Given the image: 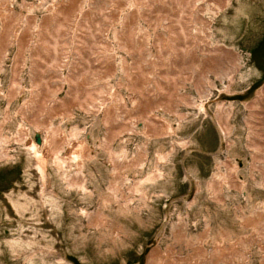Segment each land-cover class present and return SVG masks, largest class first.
Instances as JSON below:
<instances>
[{
  "label": "rangeland",
  "instance_id": "rangeland-1",
  "mask_svg": "<svg viewBox=\"0 0 264 264\" xmlns=\"http://www.w3.org/2000/svg\"><path fill=\"white\" fill-rule=\"evenodd\" d=\"M215 1L0 0V264H264V146L245 124L264 0ZM186 34L233 53L234 77L199 71ZM38 121L63 138L62 169ZM37 129L44 145L16 140Z\"/></svg>",
  "mask_w": 264,
  "mask_h": 264
},
{
  "label": "bare ground",
  "instance_id": "bare-ground-1",
  "mask_svg": "<svg viewBox=\"0 0 264 264\" xmlns=\"http://www.w3.org/2000/svg\"><path fill=\"white\" fill-rule=\"evenodd\" d=\"M206 1V0H205ZM209 1V0H208ZM214 1V0H213ZM218 1V2H217ZM217 2V3H216ZM225 3V0H216L215 1V4H218L220 7H222L223 6V4ZM227 3V2H226ZM63 10V9H62ZM65 10V9H64ZM63 10V11H64ZM60 11V10H59ZM103 11V10H102ZM68 12V11H67ZM197 12V11H196ZM60 13V12H59ZM71 13H74V12H71ZM199 15H202L201 14V12L199 11ZM70 14V13H69ZM76 14H78V13H76ZM100 14H102L103 15V13H101L100 12ZM71 15H73V14H71ZM71 15H69V16H71ZM82 15V14H81ZM80 15V16H81ZM83 15H85V13L83 14ZM101 15V16H102ZM100 16V15H99ZM104 16V15H103ZM102 16V17H103ZM109 16V15H108ZM195 16H198L197 14H195ZM62 17H64V13H63V15H62ZM88 17V16H87ZM106 17V16H105ZM203 17V16H202ZM67 18H69V17H66V19ZM100 18V17H99ZM63 19H65V18H63ZM65 19V20H66ZM106 19H107V21H108V18L106 17ZM200 19V18H199ZM56 20H57V18H56ZM61 20V19H60ZM64 20V21H65ZM101 20H102V18H101ZM197 20H198V17H197ZM58 21V20H57ZM200 21L202 22V23H206V25H207V21L206 20H204L203 18L202 19H200ZM61 22H62V20H61ZM126 22V21H125ZM124 22V23H125ZM111 25V24H110ZM209 25V24H208ZM103 26V25H102ZM203 26L205 27V25L203 24ZM100 27V26H99ZM108 27V26H107ZM207 27V26H206ZM205 27V28H206ZM97 28H98V26H97ZM101 28V27H100ZM103 28V27H102ZM181 29H183V27L181 28ZM180 29V31H182ZM100 30V29H99ZM134 31V30H133ZM191 31V30H190ZM207 31V30H206ZM184 32L185 31H182V33L184 34ZM100 33V32H99ZM135 33H137V32H135ZM180 34V33H179ZM182 35V34H181ZM185 35V34H184ZM187 36L189 35V38L188 39H192L191 40V45H192V48H193V50H194V52L195 53H197V50L199 51V53H200V55H201V57H199L198 59H200V64H201V66H202V68H203V70H200L199 69V71H202L204 74H206V72L205 71H207V73H218L219 74V72H221L222 73V78H225L226 80H231L232 78H231V76H233L234 77V75L232 74L231 75V73H233L234 71H236V68L238 67L237 66V63L236 62H234L233 60H236L235 59V56H234V54L233 53H231L230 51H228V50H224V49H220V48H215V49H212L211 47H209L207 44H206V41H205V39H203L202 37L200 38L199 36H198V34H197V36H195V34H194V36L193 35H191L190 36V34H186ZM132 36H133V34H132ZM141 36V35H140ZM139 35H138V37H140ZM180 35H178V37H179ZM183 36V35H182ZM123 37V36H122ZM121 37V38H122ZM126 37V36H125ZM161 37V34L160 35H157L156 36V39H158V38H160ZM200 38V39H198V38ZM204 37V36H203ZM206 37V36H205ZM162 38V37H161ZM160 38V39H161ZM185 39V38H184ZM187 39V40H188ZM207 39V38H206ZM174 41V40H173ZM160 42V41H159ZM182 42V41H181ZM196 42V43H195ZM107 43V42H106ZM186 43V42H185ZM190 43V42H189ZM145 44H147L146 42H145ZM155 44V43H154ZM158 44H160V43H158ZM175 45H176V43H175ZM186 45H188V44H186ZM144 46H146V45H144ZM178 46V45H177ZM190 46V45H189ZM160 47H162V46H160ZM188 47V46H187ZM181 48V47H180ZM211 48V49H210ZM111 49V48H110ZM163 49V48H162ZM191 49V48H190ZM184 50H186L185 48L183 49V51ZM187 50H189V48L187 49ZM143 51V50H142ZM185 52V51H184ZM188 52V51H187ZM131 53V52H130ZM137 53V52H136ZM227 53H231L232 55H227ZM143 54V53H142ZM161 54V53H160ZM173 54V53H172ZM184 53H182V55H183ZM181 55V56H182ZM159 56V55H158ZM184 56H185V54H184ZM184 56L182 57V58H184ZM189 60H195V58H196V55L194 54V53H192V52H190L189 53ZM186 57H187V55H186ZM225 57H227L226 59H227V62H230V66L228 67V64H225V62L224 61H222V60H226L225 59ZM158 58V57H157ZM92 59V58H91ZM143 59V58H142ZM179 59V58H178ZM95 60V59H94ZM97 60V59H96ZM172 60V59H171ZM174 60V59H173ZM184 60V59H183ZM97 61H99V60H97ZM107 61H108V58H107ZM159 61V60H158ZM186 62V61H185ZM239 62V61H238ZM108 63V62H107ZM172 63V62H171ZM199 64V65H200ZM184 66V65H183ZM190 66V65H189ZM201 66H199V67H201ZM243 66V65H242ZM198 67V68H199ZM173 68H175V67H173ZM185 68V67H184ZM194 68V67H193ZM226 69H228V71H224V70H226ZM106 70V69H105ZM111 70V69H110ZM205 70V71H204ZM239 70V69H238ZM189 70H187V72H188ZM192 71V70H191ZM177 72V71H176ZM186 72V73H187ZM173 73V72H172ZM182 73H183V71H182ZM235 73V72H234ZM188 74V73H187ZM191 74V73H190ZM173 75V74H172ZM179 75V74H178ZM192 75H194V74H192ZM202 76H205V75H203V74H201ZM207 75V74H206ZM180 76V75H179ZM184 76V75H183ZM182 76V74H181V77H183ZM190 76V75H189ZM197 76V75H196ZM165 77V76H164ZM167 77H169L168 75H167ZM167 77L166 78H163V79H167ZM175 77V76H174ZM185 77V76H184ZM186 77H187V75H186ZM82 78V77H81ZM177 78V77H176ZM203 78V77H202ZM205 78H206V76L204 77V80H205ZM173 79H175V78H173ZM189 80V78H186V80ZM191 79V78H190ZM195 79V78H194ZM201 79V78H200ZM208 79V78H207ZM75 80V79H74ZM176 80V79H175ZM186 80H184L185 82H186ZM187 80V81H188ZM192 80V79H191ZM76 81V80H75ZM178 81V80H177ZM176 81V82H177ZM180 81V80H179ZM201 81H202V79H201ZM210 81V80H209ZM78 82V81H77ZM131 82V81H130ZM206 82V81H205ZM229 82V81H228ZM36 83H38V82H36ZM35 83V84H36ZM63 83V82H62ZM182 83V82H181ZM207 83V82H206ZM233 83V82H232ZM77 84V83H76ZM131 84V83H130ZM129 84V85H130ZM178 84V83H177ZM75 85V84H74ZM173 85H174V88H175V86H177V85H175L174 83H173ZM180 85V87L181 88H183L182 86H181V84H179ZM63 86V85H62ZM77 86H78V84H77ZM205 86V85H204ZM162 87V86H161ZM166 87V86H165ZM178 87V86H177ZM229 87V86H228ZM46 88H49V87H47L46 86ZM73 88H74V86H73ZM131 88V87H130ZM139 88V87H138ZM156 88H158V87H156ZM167 88V87H166ZM171 89L173 88V87H170ZM169 88V85H168V88L167 89H170ZM60 89V88H59ZM58 89V90H59ZM127 89H128V87H127ZM159 89H161V88H159ZM78 90V89H77ZM158 90V89H157ZM173 90V89H172ZM171 90V91H172ZM178 90V89H177ZM180 90V89H179ZM56 91V90H55ZM144 91V90H143ZM160 91V90H159ZM174 91V92H173ZM172 91V94H171V96L172 95H174L175 96V90H173ZM49 92V91H48ZM50 92H51V90H50ZM75 92V91H74ZM77 92V91H76ZM143 93V92H142ZM155 94H156V92H154ZM159 93V92H158ZM171 93V92H170ZM177 93V92H176ZM71 94H72V92H71ZM74 94V93H73ZM72 94V95H73ZM75 94H77V93H75ZM144 94V93H143ZM152 94H153V91H152ZM152 94H151V96H152ZM169 94V93H168ZM141 96V95H140ZM144 96V95H143ZM73 97V96H72ZM79 97V96H78ZM154 97V96H153ZM168 97V96H167ZM75 98V97H74ZM81 98V97H80ZM84 98V100L86 99L85 97H83ZM142 98V97H141ZM159 98V96L157 97V99ZM168 98H171V97H168ZM181 98V97H180ZM42 100H43V97L41 98ZM40 99V100H41ZM70 99H71V96H70ZM69 99V100H70ZM147 99H149V98H147ZM154 99H156V97H154ZM160 99H161V97H160ZM160 99H159V101H160ZM164 99V102H166V100H165V98H163ZM163 99H161V100H163ZM223 99V98H222ZM240 99V98H239ZM39 100V99H38ZM74 100V99H73ZM77 100V97H76V99H75V101ZM79 101H80V99H78ZM82 100V99H81ZM141 100V99H140ZM151 100V99H150ZM153 100V99H152ZM219 100H221L220 98L216 101L217 103V110H216V113L214 114V120H215V123H216V125H217V127H218V129H219V131L222 133V135H226L227 133H228V131H229V129H230V125H229V122H228V120H229V117L231 116V114H232V106L230 105V104H232V103H230L228 106H224V102H219ZM57 101V100H56ZM71 101V100H70ZM78 101V102H79ZM86 101H87V99H86ZM122 101V100H121ZM149 101V100H148ZM147 101V102H148ZM157 102H158V100H156ZM183 101V100H182ZM81 102V101H80ZM80 102H79V104H77V103H75V104H77V105H81L80 104ZM85 102V101H84ZM144 102H146V101H144ZM143 102V103H144ZM151 102V101H150ZM163 102V101H162ZM170 102V101H169ZM41 103V102H40ZM40 103H39V105H40ZM45 103V102H44ZM58 103V102H57ZM66 103V102H65ZM149 103V102H148ZM154 103V102H153ZM156 103V102H155ZM161 103V102H160ZM167 103V102H166ZM185 103H186V100H185ZM184 103V104H185ZM43 103H41V105H42ZM55 104V103H54ZM68 104V103H67ZM85 104V103H84ZM170 104V103H169ZM37 105V104H36ZM44 105V104H43ZM60 105H61V102H60ZM63 105V104H62ZM83 105V104H82ZM141 105V104H140ZM158 105V104H157ZM167 105V104H166ZM165 105V106H166ZM226 105V104H225ZM59 106V105H58ZM64 106V105H63ZM144 106H145V104H144ZM156 106V105H155ZM163 106V105H162ZM245 106H246V108L249 110L248 112H249V116H248V118L246 119V122H245V124H247L250 128H249V131H250V135H252V137H254V138H256L255 140H256V142H251V141H253V140H249L250 142L249 143H251L252 144V147H257L258 149L260 148L259 146H264V86H262V88H261V90H260V93L254 98V99H252L251 101H249V102H247L246 104H245ZM43 107V106H42ZM60 107H62V106H60ZM65 107V106H64ZM141 108H142V106H140ZM147 107V106H146ZM44 108V107H43ZM54 108V107H53ZM69 108V107H68ZM152 108V107H151ZM153 108H156V107H153ZM112 109V108H111ZM263 109V110H262ZM55 110V109H54ZM59 110H60V108H59ZM68 110V109H67ZM110 110V109H109ZM146 110V109H145ZM148 110V109H147ZM153 111V110H152ZM55 112V111H54ZM57 112V111H56ZM65 112V111H64ZM64 112H63V114H64ZM108 112V111H107ZM106 112V113H107ZM127 113V112H126ZM129 113V112H128ZM52 114H53V112H52ZM66 114H68V112L66 113ZM109 114H111V112L109 113ZM138 114V113H137ZM145 114V113H144ZM261 114L263 115V116H261ZM57 115V114H56ZM65 115V114H64ZM68 115H70V114H68ZM108 115V114H107ZM180 115V114H179ZM138 116V115H137ZM151 116H153V114L151 115ZM108 117V116H107ZM120 117V116H119ZM129 117V116H128ZM127 117V118H128ZM148 117H150V116H148ZM32 118V117H31ZM141 118V117H140ZM154 118H156V117H154ZM246 118V117H245ZM28 119V118H27ZM36 119V118H35ZM109 119V118H108ZM108 119H107V122H108ZM119 119V118H118ZM118 119H116V120H118ZM124 119V118H123ZM125 119H126V117H125ZM157 119V118H156ZM29 120V119H28ZM33 120H34V118H33ZM127 120V119H126ZM129 120V119H128ZM143 120H145V119H143ZM152 121L154 120V119H151ZM130 121V120H129ZM34 122V121H33ZM119 122V121H118ZM134 122V121H133ZM157 122V121H156ZM31 123H32V121H31ZM35 126L36 127H38V128H43V130H45V132H47L48 134H49V139L47 140V143H46V146H45V148L46 149H44L43 148V151H42V153H43V156H53V159H54V162H55V164H56V167H58V166H60V169H62L61 168V166L63 165V159L61 158V157H59L58 156V152H59V148H60V146H61V142H63L62 141V139H60L58 136H57V134H56V131H55V129L56 128H53V127H51V125H50V123H44V122H39L38 121V123L37 122H35ZM108 124V123H107ZM143 124V123H142ZM116 125V124H115ZM121 128H122V126H120ZM148 128H149V126H147ZM152 128V127H151ZM151 128H149V129H151ZM35 129V128H34ZM125 129V128H124ZM39 129H37V131L36 132H38L39 133V135H40V139H41V142H40V144H37L36 143V141H34V143H31V141H30V138H29V133H28V131H21L20 133L18 132V135L19 136H17L16 137V140L18 141V140H21V141H23L24 143H26V144H29V145H31V147H34L35 145L37 146V145H39V146H41V145H44L45 143H44V140H42V133L40 132V131H38ZM114 132V131H113ZM231 132V131H230ZM120 133V132H119ZM48 134H47V136H48ZM58 135H60V134H58ZM228 135V134H227ZM226 135V136H227ZM46 136V137H47ZM61 136V135H60ZM62 137V136H61ZM72 137V136H71ZM74 137V136H73ZM72 137V138H73ZM249 137V136H248ZM251 137V136H250ZM249 137V138H250ZM251 137V138H252ZM248 138V139H249ZM47 139V138H46ZM1 140L2 139H0V142H1ZM35 140V139H34ZM7 141V140H6ZM16 141V142H17ZM9 142V141H8ZM71 142V141H70ZM4 143V142H3ZM65 143V142H64ZM254 143H256V144H254ZM8 144V143H7ZM4 145H5V143H4ZM3 145V146H4ZM69 145H70V143H69ZM1 146V145H0ZM2 146V147H3ZM251 146V145H250ZM249 146V147H250ZM6 148V147H5ZM5 148H2V149H5ZM2 149H0V150H2ZM110 149H111V147H110ZM262 149H263V147H262ZM2 152H3V150H2ZM5 152V151H4ZM6 155V154H5ZM1 157H4V156H1ZM124 158V157H123ZM45 159V158H44ZM43 157L42 158H38V162H39V164L41 165V166H45L44 164H43ZM113 161V160H112ZM115 161V160H114ZM39 165V166H40ZM129 165H131V164H129ZM224 165H225V167H226V170H227V172H226V177H233V175H232V171H234V170H236V166H234V165H230L229 164V162H225L224 163ZM45 169V168H44ZM236 172V171H235ZM234 173V172H233ZM234 176H235V174H234ZM76 177V176H75ZM235 177H233V179H234ZM225 179H228V178H225ZM230 180V179H229ZM235 181V180H234ZM233 181V182H234ZM237 181V180H236ZM235 181V182H236ZM70 183H72V180H69L68 181V184H70ZM234 183H232V185H233ZM236 184V183H235ZM234 186V185H233ZM151 254H152V252H151ZM150 254V255H151Z\"/></svg>",
  "mask_w": 264,
  "mask_h": 264
},
{
  "label": "water",
  "instance_id": "water-1",
  "mask_svg": "<svg viewBox=\"0 0 264 264\" xmlns=\"http://www.w3.org/2000/svg\"><path fill=\"white\" fill-rule=\"evenodd\" d=\"M35 136V141H36V143L37 144H40V142H41V139H40V135H39V133L38 132H35V134H34ZM148 250V248H146V251Z\"/></svg>",
  "mask_w": 264,
  "mask_h": 264
}]
</instances>
